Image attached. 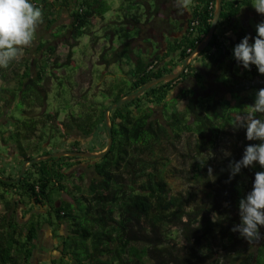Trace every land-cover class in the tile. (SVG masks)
<instances>
[{"label": "trees", "instance_id": "1", "mask_svg": "<svg viewBox=\"0 0 264 264\" xmlns=\"http://www.w3.org/2000/svg\"><path fill=\"white\" fill-rule=\"evenodd\" d=\"M58 1L31 0L42 9L41 28L48 36L39 31L18 62L0 68L3 177L13 178L23 160L49 153L46 146L55 135L59 139L52 145L63 142L67 150H83L88 140V150L102 149L106 105L152 78L177 70L204 36L214 3L195 0L181 36L166 43L161 54L155 52L146 60L136 55L125 71V90L102 102L96 115L79 119L75 111L60 116L58 110L46 109V82L56 72L53 67L71 64L72 47L80 35L90 34L95 45L94 15H101L105 6L97 0H79L68 13V21L55 25L50 8ZM246 1L221 0L215 27L228 23ZM68 2L62 0V5ZM97 2L101 7L95 9ZM191 20H196L193 26ZM246 34L250 33L244 28L234 31L233 37L213 30L207 44L176 77L156 82L110 109L111 142L100 157L50 156L26 164L17 182L0 179V264H32L41 223L58 238L56 255L47 264H220L225 257L227 264H264V239L249 243L231 231L240 223L239 200L248 193L255 173L264 169L258 163L242 168L227 182L229 163L242 158L245 146L259 143L248 141L246 129L235 126L254 102L256 91L264 88V75L256 66L245 69L233 56L235 45ZM56 39L66 45L61 60L55 52ZM119 50V54L127 53L129 42L122 41ZM211 75L213 83H203L202 78ZM187 77L191 82L178 87ZM207 94L209 100L198 103V97ZM180 99L184 104L179 109ZM182 133L194 136L193 177L203 181L206 201L190 200L193 192L186 196L173 192L158 159L147 156L163 140H178ZM222 136H229L233 143L209 177L201 171L207 161L203 153ZM8 155L11 164L2 161ZM79 160L87 162V171L78 166ZM260 232L264 236V227Z\"/></svg>", "mask_w": 264, "mask_h": 264}, {"label": "rangeland", "instance_id": "2", "mask_svg": "<svg viewBox=\"0 0 264 264\" xmlns=\"http://www.w3.org/2000/svg\"><path fill=\"white\" fill-rule=\"evenodd\" d=\"M105 2L106 3L103 4V6L110 5V9L107 11L109 15H103V20L100 25L97 23L96 26L95 24L92 26L93 32L91 34L93 35V38L94 36H97L100 43H103V39H105L107 48L99 45V47L93 51L95 55L92 56L91 54V56H89L93 49L92 41L90 40L89 35H80L78 37V43L72 47V52L76 57H74V59L71 58V64L68 66L62 65L59 66V68L53 67L52 70L53 72L56 71V74L52 73V77L46 82V109L53 108L54 110H58L60 116L64 115L63 113L67 111L70 113L75 111V113H77L76 115L79 116V119H81V117H86L89 113H91L92 116L96 115L98 113L97 111L102 109V102L110 100L111 96L124 91L126 88L128 76L122 72L118 62H116L115 59L108 60V64L103 65L99 60V55L104 53L102 57L107 60L112 56L117 43H122V41L127 40L129 37H136L139 27L137 28L135 23L142 24L148 15L150 16V14H153L152 7L154 6H151V10H145L143 2H139L138 0L136 2L131 0H105ZM72 4L74 5L73 2H70L69 5ZM113 4L115 7L114 9L111 7ZM247 7H250V10H252L251 0L248 2ZM262 20L264 19H254L253 17L247 19L244 29L246 30L247 28L248 33H250L249 35L246 34L250 36V43L253 42L251 34L256 36L255 25ZM42 24L43 23L39 24L36 35H38V32L40 31L43 35L48 36L46 34L47 31H43L41 28ZM106 30L114 33L111 39L109 36L110 34L108 32L105 33ZM217 30L218 25H216L214 31ZM109 41L114 47H109ZM55 44V52L58 53V59L61 60L66 51V45L58 39H56ZM96 45L97 44L94 46ZM87 53L89 58H83L81 56L82 54ZM82 59L85 60L83 61ZM47 73L50 74L49 71H47ZM70 89H72V91H70ZM209 97V94L199 96L198 103L203 100H209ZM225 97H228L227 93L225 94ZM183 103V99L178 100L176 107L180 109ZM37 110V108L31 109V111L34 112ZM193 138L194 136L191 134L182 133L178 140H163L160 144L156 145L153 151L147 156L149 158L158 159L160 162L159 165L162 168L163 178L167 181L173 192L180 191L183 192L185 196L187 195L186 192H193L194 194L190 200L206 201V188H204L203 181L199 178L193 177L194 170L191 166ZM58 139L57 135L50 138V147L46 146V148L49 149L48 152L68 149V145L63 142H57V145H52V143ZM232 143V138L229 136H222L217 141L207 145L203 153L207 156V161L201 166V171L208 172L209 167L213 168L216 161L222 155L228 153ZM89 145L90 140L82 145V149L88 150ZM0 149H2L1 146ZM2 159V161L8 160L4 163L11 164V158L9 155L4 156ZM80 160L77 163L78 166L87 171V162ZM74 168H77V166H74ZM85 178L87 179V176H85ZM86 179L84 181H86ZM252 184L248 186L247 192L251 191ZM62 196L66 197L65 195ZM0 210H3L1 205ZM227 262L228 259L225 257V259L222 258L220 264H227Z\"/></svg>", "mask_w": 264, "mask_h": 264}, {"label": "clouds", "instance_id": "3", "mask_svg": "<svg viewBox=\"0 0 264 264\" xmlns=\"http://www.w3.org/2000/svg\"><path fill=\"white\" fill-rule=\"evenodd\" d=\"M178 9L188 10L193 0H174ZM255 11L264 16V0H251ZM43 22L42 9L31 0H0V68H7L12 62H18L24 55V49L33 43L37 28ZM256 36L250 43L246 35L235 45L233 56L245 69L255 65L259 74L264 75V20L255 25ZM236 127L246 129L248 144L242 158L229 163V181L240 173L242 168L254 164L264 169V88L255 93L254 102L247 105V111L235 123ZM213 169L208 168L209 177ZM240 223L231 229L238 232L247 242L264 239L260 228L264 227V171H257L251 191L239 200Z\"/></svg>", "mask_w": 264, "mask_h": 264}, {"label": "crops", "instance_id": "4", "mask_svg": "<svg viewBox=\"0 0 264 264\" xmlns=\"http://www.w3.org/2000/svg\"><path fill=\"white\" fill-rule=\"evenodd\" d=\"M68 1H69L68 4L63 6L62 0H59L55 4V6H53V8L52 7L50 8L53 10L52 15L55 18L54 24H59L60 22H64V23L67 22L68 13L73 8V4L69 5L70 2H73L75 4L79 0H68ZM97 1L102 2V8H103V4L106 3L105 0H97ZM131 1L136 2L137 0H131ZM138 1L143 2L145 10H151V6L153 5L154 6L152 7L153 14H150V16L148 15L142 24L135 23L137 28L139 27V29L137 30L136 37H129V38L126 37L128 38L127 41L129 42V51L127 53L124 52L123 54H119L120 52L119 48L121 47V43L119 42L115 45V49L112 53V56H110L107 60L104 57H102L104 53L103 54L101 53L99 55V60L103 65H106L108 64L107 62L115 59L116 62H118L119 67L121 68L124 74H126L125 71L134 62V57L136 55H139L143 60H146L148 57L152 56L153 53L155 52L161 54L166 49V43L170 42V40L173 37L179 38L183 33L184 28L186 27V21L189 18V14L190 11L192 10L193 5L195 4V0H193V4L190 6L188 10H182V9H178L175 6L174 0H138ZM249 1L250 0L246 1V4L240 6L238 13L234 17H232L228 23H223L218 26V30H217L218 34L220 33V31H222L224 35L233 37L234 31L245 27L246 25L245 23L248 18L250 17H253L254 19L264 18V16L258 14L253 7L251 8L252 10H250V7H247ZM98 2L97 5L93 6L95 9L101 7L98 5ZM111 7L112 9H114L115 8L114 4L113 6L111 5ZM108 9H110V5L105 6V9L104 11H102L101 15H94L96 21L95 26L97 25V23L100 25V23L103 20V15H107V14L109 15V13L107 12ZM91 31L93 32L92 27H91ZM107 32L110 34L109 36L111 39L114 33L112 31L106 30L105 33ZM87 35H89L90 38V34ZM105 42L106 40L103 39V43H100L98 41V38L96 37L95 44L97 45L96 46L92 45L93 49L92 52L89 54V56H91V54L92 56L95 55L93 51L94 49H97L99 45H102L101 47L107 48ZM108 45L111 48L114 47V45H112L110 41ZM81 56L83 58L86 57L89 58L88 53L82 54ZM74 57H76V55H74L72 52L71 58L74 59ZM166 59L167 58L160 61L159 64L165 63ZM82 60L84 61L85 59ZM196 62L197 61L195 60L194 63ZM196 65H198V63H196ZM214 72L218 73V70H215ZM214 78H215L214 75H211L210 79H208V77H206V79L202 78L203 83L207 84L209 82V84H212L213 82H211V80L214 81L215 80ZM190 82L191 79L187 77L185 79H182L177 86L178 87L187 86ZM206 88H208V85ZM210 90L211 89L208 88V91ZM109 101L110 100H105V102H109ZM56 243L57 240L51 236L49 227L44 223H41L38 229L35 248L33 249L32 252V261H31L32 264H47V260L50 257L56 255L54 254L56 253L54 249Z\"/></svg>", "mask_w": 264, "mask_h": 264}, {"label": "water", "instance_id": "5", "mask_svg": "<svg viewBox=\"0 0 264 264\" xmlns=\"http://www.w3.org/2000/svg\"><path fill=\"white\" fill-rule=\"evenodd\" d=\"M220 1L221 0H214L211 18H210L209 25H208V28H207L204 36L196 44V46L183 58V60L181 61L177 70H175L173 72H168V73L159 75L155 78H152V79L146 81L145 83H143L136 90H134L130 93L124 94V95L120 96L119 98H117L116 100L109 102L106 105V107L103 110V124H104L106 141H105L104 147L100 151L71 149V150H58V151H53V152H49L46 154L37 155V156H34L32 158H28V159L23 160L21 162L19 168H18L17 173L15 174V176L13 178L0 176V179L17 182L19 180L21 174L23 173V170H24L26 164L31 163V162H35L37 160H40V159H43L46 157H50V156L73 155V156H82V157H100L108 149L110 142H111V132H110V125H109V121H108V111L110 109H112L113 107L118 106L122 102L135 97L136 95H138L140 92H142L148 86L155 84L156 82H159L161 80H166V79L176 77L183 70L185 64L190 60V58L197 51H199L201 48H203L207 44L208 40L210 39L212 32L214 30L218 15H219L220 8H221Z\"/></svg>", "mask_w": 264, "mask_h": 264}, {"label": "built area", "instance_id": "6", "mask_svg": "<svg viewBox=\"0 0 264 264\" xmlns=\"http://www.w3.org/2000/svg\"><path fill=\"white\" fill-rule=\"evenodd\" d=\"M195 23H196V20H191V21L189 22L190 26H193Z\"/></svg>", "mask_w": 264, "mask_h": 264}]
</instances>
